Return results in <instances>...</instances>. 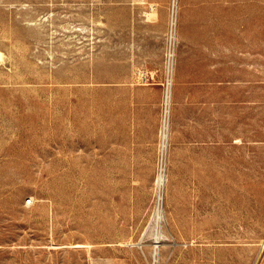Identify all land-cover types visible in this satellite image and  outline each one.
I'll return each instance as SVG.
<instances>
[{"label": "rangeland", "instance_id": "obj_1", "mask_svg": "<svg viewBox=\"0 0 264 264\" xmlns=\"http://www.w3.org/2000/svg\"><path fill=\"white\" fill-rule=\"evenodd\" d=\"M172 2L0 0V264H264V0Z\"/></svg>", "mask_w": 264, "mask_h": 264}, {"label": "bare ground", "instance_id": "obj_2", "mask_svg": "<svg viewBox=\"0 0 264 264\" xmlns=\"http://www.w3.org/2000/svg\"><path fill=\"white\" fill-rule=\"evenodd\" d=\"M177 7H178L177 0H173L172 8H171V14H170V24H171L173 30H174V27L177 24ZM171 54H172V51H171ZM173 67L174 66L172 65V62L170 61V63H169V72L172 73V75H173V72H172L173 71ZM172 82H173V76H172V79H171V76L169 75V82H168L167 92H166V95H165L166 96V99H165L166 101L164 103L165 104V112H164L163 119H162L161 140H160V150L162 152V159H160V160H162V162H164V160H165V156H164L165 152L168 151L169 135H170V132H171L170 131V127H169V123H168V115H169V99H170V94H171L170 93V89H171V86H172ZM170 124H171V122H170ZM171 129H172V127H171ZM164 181H165L164 175H162V174L160 175L159 174V176L157 178V181H156L157 184H158V187L162 186ZM161 201H162V198H161V194L159 193V197L157 198V201H156L155 218H154L156 223H157V225H158V227L161 226L160 223H162V221L164 222V218H165ZM162 224H164V223H162ZM159 234H160V232L158 233V235ZM161 234H162V232H161ZM150 236H152V235H150ZM162 236H164V235H161L160 239L162 238ZM165 236H167V235H165ZM152 237H155V236H152ZM164 239H165V237H164ZM155 244H159L158 238H157V242Z\"/></svg>", "mask_w": 264, "mask_h": 264}]
</instances>
